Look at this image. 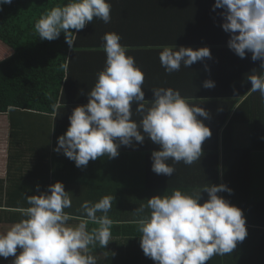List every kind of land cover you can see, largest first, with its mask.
I'll list each match as a JSON object with an SVG mask.
<instances>
[{
	"label": "trees",
	"instance_id": "trees-1",
	"mask_svg": "<svg viewBox=\"0 0 264 264\" xmlns=\"http://www.w3.org/2000/svg\"><path fill=\"white\" fill-rule=\"evenodd\" d=\"M155 1L108 0L112 6L111 22L105 24L94 18L83 30H72V50L65 42L63 32L54 41H42L34 28L43 14L53 7L66 5L69 0H12L11 4L3 5L0 41L14 53L0 61V114H8L11 120L18 115L35 116L32 146L42 152L53 151V165L60 168L62 155L54 151L59 135L56 131L67 129L73 109L88 102L87 93L93 89L97 74L105 67L102 37L110 32L119 34L120 43L128 49L126 55L134 57L136 66L145 74L142 86L145 101H154L151 91L154 88L179 90L190 104L208 111L207 119H198L210 128L212 135L202 144L200 161L191 166L176 163L187 168L180 170L179 176H173L181 178L174 183L165 181L156 185L148 181L146 186L130 188L120 184L121 180L113 186H100L76 179L75 185L65 187L70 197L74 195L72 207L65 209L73 217L68 223L75 225L84 216L81 205L85 201L94 204L104 196H112L114 199L108 212L113 221L110 243L106 248L98 243L91 248L97 264H155L140 248L142 233L135 221L141 217L136 215V210L144 206L143 215L147 216L150 214L147 200L154 196H170L177 189L191 194L205 186L225 184L233 190L232 194L222 192L218 195L243 211L248 235L243 242L237 243L232 254L213 256L208 264H264V140H261L264 137V98L258 91H250L252 85L248 79L253 74H264V68L263 71L259 69L261 61H244L229 50L228 36L224 37L219 29L223 23L221 17L210 11L205 13V4L212 0H164L179 2L178 15L175 11L173 18L171 16L174 20L164 21L163 27L168 30L162 40L161 36L159 41L143 39L142 33L148 31L151 24L144 7ZM174 45L177 50L180 47L193 50L208 47L212 58H205L188 68L181 66L178 72L167 74L161 66L159 53L164 46ZM62 64L68 65L66 71L61 68ZM205 80L214 81L215 87L205 89ZM147 102L146 106H150ZM54 104L60 107L54 110ZM137 107L138 104L133 102L132 111L135 112ZM141 118L140 114L134 113V120L139 122ZM46 120L50 124L43 125ZM238 126L248 128L251 139L237 137ZM22 130L27 141L25 129ZM118 150L146 152L151 164V153L160 148L146 138L143 145L134 142V146H121ZM42 152L40 157L45 156ZM169 163L173 162L170 160ZM11 174L0 180V197L3 196L0 199V229H8L25 218L19 210L30 207L27 196L39 195L37 185L40 192L50 185L44 178L31 183L13 181L15 178ZM201 195L202 204L208 196L206 192ZM100 215L102 213L98 212L97 216ZM98 227L88 223L89 231Z\"/></svg>",
	"mask_w": 264,
	"mask_h": 264
},
{
	"label": "clouds",
	"instance_id": "clouds-1",
	"mask_svg": "<svg viewBox=\"0 0 264 264\" xmlns=\"http://www.w3.org/2000/svg\"><path fill=\"white\" fill-rule=\"evenodd\" d=\"M11 3L12 0H0V11ZM111 8L108 0H69L43 14L34 28L42 41H54L63 32L72 50V30H83L94 18L110 23ZM216 9H223L221 27L230 35L229 50L241 59L251 53V60L261 61L260 68H264V0H215L212 11ZM102 40L105 67L87 93V104L74 108L68 117L69 127L58 137L54 151L73 161L77 168H86L89 161L105 155L114 159L121 146L132 147L134 142L143 145L148 138L160 148L151 153V170L157 175L171 177L174 164L191 166L200 161L202 144L212 132L198 117L207 119L208 111L190 104L172 88H154V101H145V74L136 66L134 57L126 55L128 49L120 43L121 36L110 32ZM205 58H212L208 47L177 50L175 45L164 46L159 53L167 74ZM61 68L66 71L68 65L62 64ZM248 79L250 91H258L264 98V74H253ZM203 87L212 89L215 82L205 80ZM233 92L236 94L235 88ZM133 102L138 104L135 112ZM52 107L55 110L60 105ZM134 113L141 115L139 122L133 119ZM36 190L39 195L27 196L30 207L19 210L25 218L0 233V258L14 257L12 264H97L91 248L97 243L106 248L110 243L113 221L108 212L114 198L104 196L94 204L85 201L81 205L84 216L70 225L73 217L65 209L72 207V200L64 184L56 182L43 192L37 185ZM232 191L220 184L191 194L177 189L170 196L148 199L150 214L144 216L145 207L141 206L136 210L141 218L135 221L142 233L139 238L144 256L155 264H208L213 256L232 254L237 243L248 235L243 211L218 195H231ZM202 192L208 199L201 204ZM98 212L102 215L97 216ZM89 222L99 227L89 231Z\"/></svg>",
	"mask_w": 264,
	"mask_h": 264
},
{
	"label": "crops",
	"instance_id": "crops-1",
	"mask_svg": "<svg viewBox=\"0 0 264 264\" xmlns=\"http://www.w3.org/2000/svg\"><path fill=\"white\" fill-rule=\"evenodd\" d=\"M214 4L215 0L207 2L205 4V13L207 14L210 11L221 17L220 13L223 12V9L212 11ZM144 8L151 24L150 26L148 25V31L142 33L143 39L159 41L161 36L160 40H162V36L168 30L163 27L164 21L174 20L171 19V16L173 18L175 11L178 15L180 11L179 2L156 0ZM191 8L192 6H189V9ZM220 21H223L222 17ZM219 29L224 37L228 36L229 40L230 35L225 33L222 27ZM211 36L214 35L212 34ZM13 53L12 49L0 41V61L12 56ZM236 57L239 58L238 56ZM248 59H251V53H247L243 60L248 61ZM259 69L263 71L262 68ZM36 121L37 118L33 115H18L15 119L11 120L8 114H0V180L7 179L10 172H12V178H15L13 181L18 180L26 183L36 182L34 181L36 179L42 181V178H44L47 181L49 180L50 185L62 182L65 187H71L72 184L75 185L74 181L77 179V181L86 184H91L90 181H92L93 184H99L100 186H113L121 180L120 184L131 188L146 186L148 181L156 185H162L160 182L164 183L165 181L174 183V181L181 178H174L173 176H179L181 174L180 170L187 168L174 164L175 172L173 176L157 175L151 170L152 163L149 164L146 152L136 153L131 150H118L119 156L114 159H109L105 155L95 161H89L86 168H77L73 161H70L62 153H59L62 155L63 165L60 168L56 167V165L54 167L53 151L49 153L48 151L42 152L39 148L32 146L31 139L32 135H34ZM42 124L47 125L50 123L46 120ZM21 128L25 129L28 142L24 139V132L23 130L21 131ZM66 131L67 129H63L62 132L56 131V135L59 133L58 137H60ZM249 133L250 130L245 128V126L241 128L238 126L236 136L251 139ZM247 144L249 145V143ZM41 152L45 153V156L40 157ZM169 164L172 165V163ZM71 196L72 200L74 195ZM76 196L78 200V195ZM0 199H3V196ZM3 231L6 230L2 227L0 233H5Z\"/></svg>",
	"mask_w": 264,
	"mask_h": 264
},
{
	"label": "rangeland",
	"instance_id": "rangeland-1",
	"mask_svg": "<svg viewBox=\"0 0 264 264\" xmlns=\"http://www.w3.org/2000/svg\"><path fill=\"white\" fill-rule=\"evenodd\" d=\"M7 230H9V228L6 229V231ZM6 231H3V232H6ZM13 259L14 257H9L7 260H5L4 258H0V264H12Z\"/></svg>",
	"mask_w": 264,
	"mask_h": 264
}]
</instances>
